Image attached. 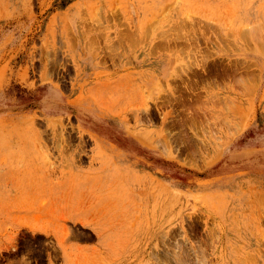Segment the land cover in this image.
Listing matches in <instances>:
<instances>
[{"label":"rangeland","instance_id":"obj_1","mask_svg":"<svg viewBox=\"0 0 264 264\" xmlns=\"http://www.w3.org/2000/svg\"><path fill=\"white\" fill-rule=\"evenodd\" d=\"M0 264H264V0H0Z\"/></svg>","mask_w":264,"mask_h":264},{"label":"bare ground","instance_id":"obj_2","mask_svg":"<svg viewBox=\"0 0 264 264\" xmlns=\"http://www.w3.org/2000/svg\"><path fill=\"white\" fill-rule=\"evenodd\" d=\"M192 34V33H191ZM176 41V40H175Z\"/></svg>","mask_w":264,"mask_h":264}]
</instances>
